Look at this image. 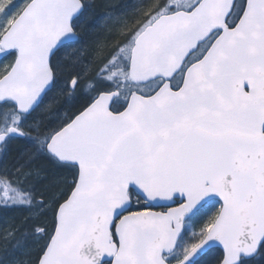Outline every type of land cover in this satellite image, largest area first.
Listing matches in <instances>:
<instances>
[{"label": "snow or ice", "instance_id": "1", "mask_svg": "<svg viewBox=\"0 0 264 264\" xmlns=\"http://www.w3.org/2000/svg\"><path fill=\"white\" fill-rule=\"evenodd\" d=\"M87 7L0 0V146L24 140L71 174L33 227L34 264L264 259V0H156L68 73L65 103H83L51 127L36 113ZM30 175L0 172V206L49 203Z\"/></svg>", "mask_w": 264, "mask_h": 264}, {"label": "rangeland", "instance_id": "2", "mask_svg": "<svg viewBox=\"0 0 264 264\" xmlns=\"http://www.w3.org/2000/svg\"><path fill=\"white\" fill-rule=\"evenodd\" d=\"M84 1L85 3L88 4L89 9L86 10L83 17L80 20V28L78 29V32L82 36L81 32L83 30V27H87V30H86V33H84L85 34L84 37H81L80 42H78L74 46H70L69 48L63 49V51L58 53L57 63L59 67L56 72L57 84L55 86V88H58V89L63 88L65 79L70 71L79 70L81 68L87 69L89 67L88 61H90L93 58V53H90L92 42H88L87 38L93 35L94 32H96L97 30H103L104 32L108 34L110 33V37H111L110 40L113 39L112 41L115 43L116 40L119 39V37L116 35V33L120 31L118 29V26L120 24L121 26L125 24L126 21H124V18L129 17L131 15L133 17L134 16L132 14L133 12H135L137 15L138 11L140 10H135L133 8V5L136 2L142 5L143 1L145 0H133L135 3L131 2L132 0H84ZM93 2H96V4L94 5ZM13 3L16 4L17 7H19V6H22V4L24 3V0H13ZM153 3L155 2L152 1L150 4H153ZM150 4H147V7ZM96 6L101 8V10H98L97 8L98 10L97 11ZM137 19L138 18H136V20ZM112 20H116V21H112ZM120 20H122V22ZM110 21L112 22L109 23ZM134 22H131V24H133ZM110 26L113 29H111ZM112 41L111 43H113ZM86 45L88 46V48H86ZM12 59L13 57L0 56V71H3L4 67L8 65L9 63H11ZM60 91L63 92L62 90ZM49 103H50L49 99L45 101L41 105V107L37 110L36 115H37V118L42 119L44 123L50 124L51 127H56L57 124L60 122V120H62L66 116V114L57 112L58 110H55V111L51 110L52 106L46 109ZM50 111H53V112L51 113ZM26 144L28 145V147L29 146L31 147V145H29L28 143ZM22 149H23V145L21 144L20 139L12 140L7 145L0 146V161H1L0 172H2L5 168H7L9 171L22 170L25 173H31V175L29 176L26 182V187L34 189L37 195V199H40L41 194L44 193L43 191L47 187L42 189V187L39 184L33 183L43 178V176L40 175V171L35 168L36 167L46 168L48 165H44V164H47V163H44L46 161L43 162L39 160L40 158H44V157L34 153L32 151V148H28L26 150L23 149V151ZM52 165H55V163H53ZM31 178H33L32 181H30ZM65 179L68 180L67 182L69 183L71 180V174H66ZM0 195H2V192H0ZM49 202H51V200H49ZM216 207L218 208L219 205H217ZM0 208L1 209L6 208L9 210H13V209H18L19 207L0 206ZM21 208L26 210L25 212L27 213L26 217L29 220L40 218L42 216L41 213L48 214V215H44L41 218L43 222H45L44 221L45 219H50L52 216L50 214V211H51L50 204L48 205L47 208L38 209L35 205L31 208H28V207H21ZM47 210L49 211V213L47 212ZM215 210H216L215 208H209L206 211L205 215L201 217L200 220L194 221L192 224L191 231H198L200 225L207 219L209 215H212L215 212ZM35 240L36 241L40 240L41 242H44V240L41 239L39 236ZM29 252L30 251H27V252H24V250L21 251L20 262H17L18 261L17 259H9L8 261H5L4 264H13V263L26 264L27 262L30 264L34 260V258L31 254H29ZM220 254H221L220 251L217 249L211 251L207 256H205L201 260V264H217ZM252 264H264V259H260L259 257H257L252 262Z\"/></svg>", "mask_w": 264, "mask_h": 264}, {"label": "trees", "instance_id": "3", "mask_svg": "<svg viewBox=\"0 0 264 264\" xmlns=\"http://www.w3.org/2000/svg\"><path fill=\"white\" fill-rule=\"evenodd\" d=\"M148 1L149 0L143 1V4L141 2L142 5L136 2L133 5V8L135 10L147 9V4H150L152 1L156 2V0H150L149 2ZM98 9L100 8L98 7ZM132 14L134 15L133 17L131 15L129 17L124 18V21H126L128 24H131V22L136 21V18H138L135 12H133ZM122 20L120 21L122 22ZM113 21H116V20H113ZM119 26H118V29L121 30V27H122L121 24ZM111 29L113 28L111 27ZM86 30H87V27H83V30L81 32L82 36L80 35L81 37H84L85 35L84 33H86ZM94 34H95L94 36L95 39L94 38L89 39V37L87 38L88 42H92L90 53H93V48L96 46L98 42L111 43V41L113 40V39L110 40L111 38L110 33L108 34L104 32L103 30H97L96 32H94ZM86 48H88L87 45H86ZM8 57H11V56H8ZM60 90L62 89L54 88L48 94L47 98L49 99L50 103L46 107V109L52 106L51 110L53 111L58 110L57 112L70 115L80 106L81 103H83V98L79 100H69V102L65 103V94L64 92H61ZM53 111H50V112L52 113ZM26 143H27L26 141L21 140V144L23 145L24 150H26L27 149L26 146H28ZM39 160L43 162L46 161L44 163H47V164H44V165H48V166L46 168L44 167L35 168L40 171V175L43 176V178L39 181L34 180L35 182L33 183L39 184L42 187V189L47 187L43 191L45 193V194L43 193L44 194L43 199L50 200L51 194H58L61 190L66 189L68 180L65 179V175L70 174V172L64 168L58 167L56 164L52 165L53 163L50 160L46 159L45 157L40 158ZM32 179L33 178H31L30 181H32ZM49 204L51 205V202H49L44 208H47ZM25 212L26 210L21 207H19L18 209H13V210H9L6 208L4 209L0 208V264H4L5 261H8L9 259H17L18 260L17 262H20L22 250H24V252L30 251L29 254L33 256L34 260L30 264H33L35 262V258L38 253V250L44 242H41L40 240L39 241L35 240L37 239L38 236L33 234V227L38 222L40 224L50 223L52 219V216H51L52 213L50 211L51 218L45 219L44 220L45 222H43L41 218L44 215H42L40 218L29 220L27 219L26 217L27 213ZM47 212L49 213L48 210ZM45 215H48V214H45ZM26 264H29V263L27 262Z\"/></svg>", "mask_w": 264, "mask_h": 264}, {"label": "bare ground", "instance_id": "4", "mask_svg": "<svg viewBox=\"0 0 264 264\" xmlns=\"http://www.w3.org/2000/svg\"><path fill=\"white\" fill-rule=\"evenodd\" d=\"M131 2H134V1L132 0ZM84 3H85V1H84ZM93 3H94V5L96 4V2H93ZM134 3H135V2H134ZM86 4H87V3H86ZM87 6H88V4H87ZM97 8H98V7L96 6V10H97ZM88 9H89V6L87 7V9H86V10H88ZM86 10H85V12H86ZM98 10H101V8H100V9H98ZM98 10H97V11H98ZM85 12H84V13H85ZM112 21H113V20H112ZM110 22H111V21H110ZM110 22H109V23H110ZM94 36H95V34L91 35V36L89 37V39H93V38H94ZM94 39H95V38H94ZM65 49H66V48H65ZM62 51H63V50H62ZM26 147H27V149H28V148H32V147H30V146H29V147H28V146H26Z\"/></svg>", "mask_w": 264, "mask_h": 264}, {"label": "flooded vegetation", "instance_id": "5", "mask_svg": "<svg viewBox=\"0 0 264 264\" xmlns=\"http://www.w3.org/2000/svg\"><path fill=\"white\" fill-rule=\"evenodd\" d=\"M45 101H47V98L45 99ZM45 101H44V102H45Z\"/></svg>", "mask_w": 264, "mask_h": 264}, {"label": "water", "instance_id": "6", "mask_svg": "<svg viewBox=\"0 0 264 264\" xmlns=\"http://www.w3.org/2000/svg\"><path fill=\"white\" fill-rule=\"evenodd\" d=\"M216 248H218L219 249V247L217 246Z\"/></svg>", "mask_w": 264, "mask_h": 264}]
</instances>
